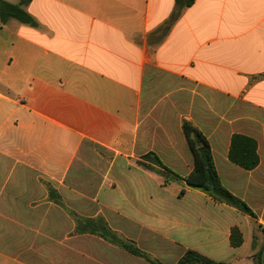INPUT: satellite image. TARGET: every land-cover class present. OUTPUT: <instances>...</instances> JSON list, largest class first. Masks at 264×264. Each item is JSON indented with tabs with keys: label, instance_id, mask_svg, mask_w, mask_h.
Instances as JSON below:
<instances>
[{
	"label": "crops",
	"instance_id": "0c3cea01",
	"mask_svg": "<svg viewBox=\"0 0 264 264\" xmlns=\"http://www.w3.org/2000/svg\"><path fill=\"white\" fill-rule=\"evenodd\" d=\"M175 5L30 0L23 9L33 25L0 17V264H149L66 230V207L89 199L95 212L78 219H104L162 264L188 250L255 264L264 230V0H196L161 39ZM184 121L206 136L222 185L255 219L183 180L164 186L161 168L138 165L153 153L187 177L194 157ZM235 134L257 143L252 171L229 161ZM87 153L106 165L95 185L82 182Z\"/></svg>",
	"mask_w": 264,
	"mask_h": 264
},
{
	"label": "trees",
	"instance_id": "16d2710c",
	"mask_svg": "<svg viewBox=\"0 0 264 264\" xmlns=\"http://www.w3.org/2000/svg\"><path fill=\"white\" fill-rule=\"evenodd\" d=\"M195 1L196 0H176L172 16L157 32L161 39L167 36L182 12L185 9L192 7ZM29 2L30 0H20L18 4H11L0 0V17L2 22L11 18L23 24L33 25L34 19L23 9V6L27 5ZM182 130L188 140L194 157L193 171L187 177L181 178L174 174L166 168L153 153L144 156L142 161L138 162V165L150 171H155V168H153L151 164L161 168L163 171L157 173L164 178V186L170 185L171 182L175 180H183L188 188L199 190L210 196L214 201L231 206L239 212L255 219V214L247 204L222 185L216 171L212 149L206 136L193 123L188 121L183 122ZM228 158L230 162L246 171L254 170L260 162L256 141L243 135H233L231 138ZM188 188H183L178 197L182 198L186 194ZM77 222L78 232L80 233L98 235L110 244L123 249L133 256L144 259L149 264H162L141 251L134 243L118 239L116 234H114L102 218L93 220L78 219ZM230 243L233 248H238L243 244V236L238 227L232 228ZM253 248L254 250L257 249L253 256L255 264H264V244L260 247L258 238H254ZM176 264L218 263L211 261L195 251L188 250Z\"/></svg>",
	"mask_w": 264,
	"mask_h": 264
},
{
	"label": "rangeland",
	"instance_id": "374dc122",
	"mask_svg": "<svg viewBox=\"0 0 264 264\" xmlns=\"http://www.w3.org/2000/svg\"><path fill=\"white\" fill-rule=\"evenodd\" d=\"M85 156L86 157L84 158L85 159L84 163L81 164V167H80L81 169H85L83 170L84 173L82 177V182L85 181V178L87 179L89 178L88 181L93 180L94 185H95L96 182L100 179V177L104 173L106 165L103 162L99 164V159H98L99 156L96 157L97 156L96 153H92V154L87 153ZM91 176L93 177V179H91ZM91 188L92 187H88L87 189H85V191L83 190V192L87 193L88 191L91 190ZM86 203H87L86 207L74 206V207H71V209L69 207H66V230H75L77 233H80L78 232L79 230H78V225H77L78 217L79 216H84V217L90 216L91 215L90 213L92 212L94 213L96 210V207L93 206L95 203H93L91 199L86 201ZM106 224L108 225V223ZM112 226H114V224ZM114 234H116L118 239L126 241L125 238L123 239V236L121 234L119 233H114ZM256 237L259 238L260 240L259 244L261 247L264 244V233L262 234V232L259 229H257ZM71 257L70 255L66 253V261H69Z\"/></svg>",
	"mask_w": 264,
	"mask_h": 264
}]
</instances>
